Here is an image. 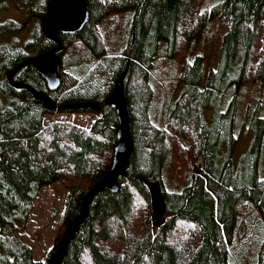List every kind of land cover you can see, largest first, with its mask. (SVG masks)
Returning a JSON list of instances; mask_svg holds the SVG:
<instances>
[{
  "label": "trees",
  "instance_id": "trees-1",
  "mask_svg": "<svg viewBox=\"0 0 264 264\" xmlns=\"http://www.w3.org/2000/svg\"><path fill=\"white\" fill-rule=\"evenodd\" d=\"M48 1L36 6L39 21L22 47L13 38L21 25L0 19V264H50L85 195L111 163L118 123L107 100L126 67L129 167L116 192L93 198L60 264H264V100L245 106L241 100L250 80L264 83V0H85L84 27L58 35L59 87L50 91L33 65L13 76L56 101V111H92L61 106L97 103L93 112L99 116L85 129L68 122L44 125L53 111L6 78L26 58L56 46L40 24ZM110 13L113 50L103 41H109L107 28L101 29ZM212 25L220 29L218 48L214 62L205 63V49L198 53L195 47L205 45ZM10 35L11 42H2ZM75 39L93 54L82 76L78 67L63 66L62 53ZM71 58L69 66L85 55ZM160 60L169 77L164 98L153 105ZM179 136L192 148L182 183L172 174L169 153L170 140ZM238 136L249 138L244 152L236 149ZM146 180L159 182L167 213L160 227L153 230L148 222L135 237L129 232L135 202L150 205ZM58 181L68 190L64 230L42 262L16 232L25 228L41 189ZM183 223L194 233L180 240Z\"/></svg>",
  "mask_w": 264,
  "mask_h": 264
},
{
  "label": "rangeland",
  "instance_id": "rangeland-1",
  "mask_svg": "<svg viewBox=\"0 0 264 264\" xmlns=\"http://www.w3.org/2000/svg\"><path fill=\"white\" fill-rule=\"evenodd\" d=\"M205 1V0H204ZM203 1V2H204ZM2 8L0 9V19L4 21L6 19H12L17 22L22 27V33L15 35L13 38H16L15 43L19 46H23L24 41L26 38L29 37L32 29L37 25L39 21L38 11L36 10L37 5L44 4V0H1ZM43 2V3H42ZM202 2V3H203ZM205 4L201 6L200 11L204 10ZM209 4L207 5V7ZM40 7V8H41ZM118 18L121 19L119 15ZM113 18L112 13L106 15L103 18L102 30L103 28H107V34L109 41L106 45V48L113 50L114 48V41L112 40L111 36V25H113ZM13 35L6 36L2 38L3 41L11 42L13 39L11 38ZM220 37V29L216 28L212 25L209 29L206 30L203 41L206 45L198 43L196 45V51L201 53L205 49V63H213L216 58V51L218 48V42ZM79 39H75L72 43L65 49L62 53L64 55V65L67 68L70 67H78L80 69L79 76H82L85 72L83 70L84 63H88L92 59V55L85 50V46L82 44ZM70 47V48H69ZM110 50V51H111ZM183 54L185 53L184 49H182ZM51 55V54H50ZM80 56L85 55V59L80 61L73 66H69V60L72 59V56ZM115 56V55H113ZM63 60V57H62ZM62 67V65H61ZM157 74L155 78L157 79L158 86H155V82L153 83L154 94H153V105H157L165 96L166 90L164 89L165 83L168 81L167 78L169 77V68L168 64L165 61L160 60L158 66H156ZM159 73L161 76H159ZM256 79L250 80L247 85L243 88V93H241V100L243 106L246 103H250L254 105L257 101L261 102L264 100V83H256ZM105 88H107L105 86ZM36 92V97H40L41 93ZM86 104V103H85ZM81 104V105H85ZM80 104H74L71 107H78ZM80 105V106H81ZM49 107L52 108L53 104L49 103ZM97 105L93 104V108H96ZM68 110V109H64ZM242 112L243 109L240 108L239 110V117L242 119ZM99 116L98 113L93 111H56L49 112L45 115L43 124L48 125L51 122H68L82 128H90L94 119ZM249 142V138L247 136L245 138L237 137V145L236 149L241 150L242 152L245 151L247 148V144ZM247 145V146H246ZM191 146L184 140L181 139L180 136L176 138V140H170V155L172 158V174L175 178H177L180 183L185 178V174H182L184 170L185 164L188 162L187 156L189 151L191 150ZM241 152V153H242ZM106 158V157H105ZM169 170V169H168ZM182 174V175H181ZM163 178H166L167 183L170 181V175L168 172L164 171ZM147 182V180H146ZM157 182V181H155ZM83 185V182H80ZM159 183V182H158ZM179 183V184H180ZM118 184V183H117ZM160 185V184H159ZM147 186V185H146ZM167 188L169 186L165 184ZM148 187V186H147ZM107 190V189H106ZM149 192V189H148ZM68 190L66 186H64L61 181L49 184L44 186L33 203V209L31 214L28 217L26 222V226L23 230L16 232L21 240L24 243H28L33 251V257L37 260H41L45 262V258L48 255L51 247L53 246L57 237H59L63 230V213L66 206ZM167 213V212H166ZM165 213V215H166ZM166 217V216H165ZM149 227L153 226V230L156 227L152 224L151 221V205L148 206V203L144 200L137 199L134 206V214L132 219L131 228L129 230L130 235H134L135 237H141L146 230V224ZM151 222V225H150ZM181 234L180 240L184 239L185 237L189 236V234L194 233L193 226L183 223L180 225ZM113 243V242H112ZM119 245V244H118ZM117 248V245H115ZM88 263V262H87Z\"/></svg>",
  "mask_w": 264,
  "mask_h": 264
},
{
  "label": "water",
  "instance_id": "water-1",
  "mask_svg": "<svg viewBox=\"0 0 264 264\" xmlns=\"http://www.w3.org/2000/svg\"><path fill=\"white\" fill-rule=\"evenodd\" d=\"M88 19L89 11L85 0H49L47 2L46 14L40 19V24L42 32L47 40L55 43L56 46L48 51L26 58L25 60L17 64L12 70L7 71L6 78L8 79L9 84L17 89L27 90V88H29L34 91L36 95V90L31 86L20 84L13 78V76L21 68L27 65H33L36 71H38L41 77L45 80L47 88L50 91L56 90L59 87L61 81L59 74L58 53L62 51V45L61 42H59L58 35L73 34L80 31L87 23ZM126 71L127 67L115 81L113 92L107 100V103L116 111L118 123V129L116 133L117 142L113 150L111 163L102 179L85 195L80 207L79 214L69 223V225L64 230V233L62 234V237L58 242V245L51 258L50 264L61 263L69 243L79 231L82 222L88 215V209L93 198L97 195H100L106 189L110 190L111 192H116L118 190V178L129 167L132 156V139L130 135V117L128 115L127 102L123 86ZM34 97L36 99L42 100L43 106L46 110L54 111L58 109L57 102L51 100L46 94L41 93L40 97ZM44 98L48 100V107L44 105ZM49 103L53 104L52 108L49 107ZM76 104L85 105L71 107L70 104L65 107H61L68 110L82 109L96 111L100 109L99 105L93 102H79ZM90 104H96L97 107L93 108ZM145 184L148 186L150 193L152 224H154L156 227H160L164 222V216L166 213L165 199L161 194L160 185L158 182L147 181L145 182Z\"/></svg>",
  "mask_w": 264,
  "mask_h": 264
},
{
  "label": "bare ground",
  "instance_id": "bare-ground-1",
  "mask_svg": "<svg viewBox=\"0 0 264 264\" xmlns=\"http://www.w3.org/2000/svg\"><path fill=\"white\" fill-rule=\"evenodd\" d=\"M70 13H71V12H70ZM50 58H52V57H50ZM47 60H48V59H47ZM35 64H38V63H35ZM27 90H29V92H30L33 96H35L34 91H32V90L29 89V88H27ZM43 102H44V105L48 107V100L44 98V99H43ZM90 105H91V107H93V104H90Z\"/></svg>",
  "mask_w": 264,
  "mask_h": 264
}]
</instances>
